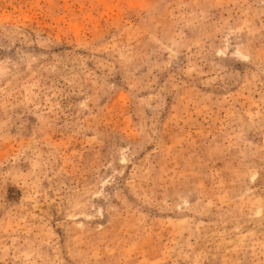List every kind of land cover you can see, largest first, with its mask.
Wrapping results in <instances>:
<instances>
[{"label": "rangeland", "instance_id": "1", "mask_svg": "<svg viewBox=\"0 0 264 264\" xmlns=\"http://www.w3.org/2000/svg\"><path fill=\"white\" fill-rule=\"evenodd\" d=\"M0 264H264V0H0Z\"/></svg>", "mask_w": 264, "mask_h": 264}]
</instances>
